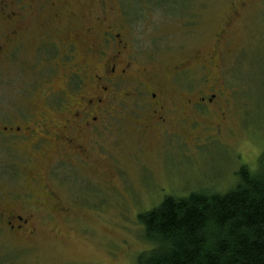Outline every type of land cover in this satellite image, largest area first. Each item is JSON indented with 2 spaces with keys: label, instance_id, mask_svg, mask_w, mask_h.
Segmentation results:
<instances>
[{
  "label": "flooded vegetation",
  "instance_id": "1",
  "mask_svg": "<svg viewBox=\"0 0 264 264\" xmlns=\"http://www.w3.org/2000/svg\"><path fill=\"white\" fill-rule=\"evenodd\" d=\"M112 1L20 0L23 19L29 11L46 22L45 32H0V67L18 60L44 95L30 109L11 110L8 102L0 111V176L20 181L0 190V230L21 244L40 239L41 213L66 220L87 207L90 178L104 175L105 159L114 160L113 175L122 179L123 157L134 165L148 161L157 135L198 129L207 119L219 130L232 110L218 47L245 2L232 4L210 56L186 57L162 70L154 57L140 56L132 25ZM12 16L0 13V19ZM200 69L188 86L186 74Z\"/></svg>",
  "mask_w": 264,
  "mask_h": 264
},
{
  "label": "rangeland",
  "instance_id": "2",
  "mask_svg": "<svg viewBox=\"0 0 264 264\" xmlns=\"http://www.w3.org/2000/svg\"><path fill=\"white\" fill-rule=\"evenodd\" d=\"M237 2L246 5L218 47L224 53L222 80L232 97L225 126L218 130L215 120L207 119L198 129L174 128L166 137L157 135L148 145V161L134 165L123 157L122 179L113 175L114 160L105 159L99 171L104 175L90 178L84 210L66 220L41 213L40 239L30 246L0 230V264H138L152 249L141 215L170 196L227 194L238 184L242 168L251 173L264 169V0L112 1L132 25L140 56L154 57L162 70L186 57L210 56ZM3 11L13 16L0 19V32H45L46 22L28 16L29 11L23 19L20 0H0ZM200 73L203 70L186 74L188 86ZM62 79L60 73L53 80L55 87H63ZM42 89L18 60L0 67V111L8 102L11 110L30 109L42 101ZM108 149L113 155L117 152L114 146ZM19 183L12 176H0V190L18 188Z\"/></svg>",
  "mask_w": 264,
  "mask_h": 264
},
{
  "label": "trees",
  "instance_id": "3",
  "mask_svg": "<svg viewBox=\"0 0 264 264\" xmlns=\"http://www.w3.org/2000/svg\"><path fill=\"white\" fill-rule=\"evenodd\" d=\"M227 194L170 196L140 216L152 249L138 264H264V169Z\"/></svg>",
  "mask_w": 264,
  "mask_h": 264
}]
</instances>
